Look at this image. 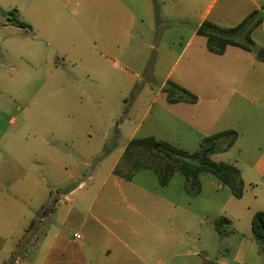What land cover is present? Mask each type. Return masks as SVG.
I'll return each mask as SVG.
<instances>
[{
    "label": "rangeland",
    "instance_id": "1",
    "mask_svg": "<svg viewBox=\"0 0 264 264\" xmlns=\"http://www.w3.org/2000/svg\"><path fill=\"white\" fill-rule=\"evenodd\" d=\"M47 1L0 0V231L18 234L34 212L13 260L32 256L52 225L68 239L75 232L85 239L92 223L87 210L95 202L93 214L131 248L154 251L160 264H264V244L251 226L255 212L264 211V174L254 168L264 149V110L255 108L248 83H226L245 93L246 111L225 113L215 128L234 127L241 136L228 151L210 155L242 168V197L209 172L200 173L198 194L187 192L179 171L167 185L147 168L128 178L131 162L124 154L120 171L113 172L137 125V137L153 134L191 152L200 148L202 140L190 128V119H201L200 104L168 102L173 84L201 95L200 68L194 64L186 75L191 51L183 50L184 42L174 45L169 34L161 42L170 24L160 16L161 0H127L137 19L122 54L107 53L113 62L92 44L75 49L43 43L38 34L48 18L38 6ZM182 93L175 88L172 95ZM135 156L150 159L151 153L137 150ZM35 186L52 190L48 203L36 210L38 196L29 205L15 200V192ZM58 204L63 210H55ZM221 217L230 222L219 232Z\"/></svg>",
    "mask_w": 264,
    "mask_h": 264
},
{
    "label": "crops",
    "instance_id": "2",
    "mask_svg": "<svg viewBox=\"0 0 264 264\" xmlns=\"http://www.w3.org/2000/svg\"><path fill=\"white\" fill-rule=\"evenodd\" d=\"M161 1L160 16L165 21H170L169 27L160 37L161 42L165 40L166 34L174 36V45L184 42L183 50L191 51L186 64V75L193 72L191 66L198 65L202 82L201 95L194 93L198 97L196 102L186 100L168 102L170 104L181 102L191 105L200 104L198 108L201 119H190L192 123L190 128L197 130L201 140L226 129H235L238 137L233 146L236 145L241 136L237 128H215V126L225 113L238 114L246 111L247 96L239 90V86H228L226 84L228 81L248 83L250 94L254 97L255 108L264 110V58L259 56V52H262L264 57V0ZM38 7L48 18L47 26L41 28L38 34L43 43L49 47L69 46L75 49H82L92 44L96 47L95 49L101 48L104 51L101 52V56L110 62L113 61L108 58L107 53L122 54L129 44L137 19L136 13L130 9L127 0H48L40 3ZM256 10L262 13V21L251 33L254 44L249 49L228 44L222 53H217L208 48V37L198 32L206 21L223 28L236 26ZM113 23H115L114 26ZM240 41L244 42L243 39ZM138 127L139 125L133 129L129 141L137 137ZM150 136L156 140H165L156 138L153 134L143 137ZM165 141L170 142V140ZM127 144L118 155L113 172ZM233 164L236 165V163ZM254 168L264 174V149L257 158ZM239 169L243 177L244 172L242 168ZM33 174L31 173L32 176ZM40 179V184H44V177L40 176ZM243 180L245 183L244 177ZM42 187L35 186L32 191L15 192V200L20 198L25 205H29L33 197L38 196L35 206L38 210L39 207L48 203L52 191L45 186V188ZM1 199L2 196L0 201ZM69 200H72V197H69ZM11 204H15L14 200ZM94 204L95 202H91L87 210L92 214V223L89 225V236L85 239L81 234L80 237H76L77 232L74 233L73 239H68L61 229L52 225L38 242L32 254L33 258L17 256L12 264H153L155 256L157 264L162 262L160 256L155 255L154 251L142 252L131 248L126 238L107 226L99 216L93 214ZM59 208L63 210L59 204L55 205V210L58 211ZM73 208L84 216L80 208ZM33 216L34 212L29 216V222L22 223L19 233L14 236L5 237L0 231V264L13 259L14 250ZM47 220L48 217L46 223ZM82 223L85 224V217ZM99 231L101 238L95 240V235H98Z\"/></svg>",
    "mask_w": 264,
    "mask_h": 264
},
{
    "label": "trees",
    "instance_id": "3",
    "mask_svg": "<svg viewBox=\"0 0 264 264\" xmlns=\"http://www.w3.org/2000/svg\"><path fill=\"white\" fill-rule=\"evenodd\" d=\"M262 21V13L256 10L248 15L241 23L236 26L223 28L209 21L199 28L198 32L208 37V48L217 53H222L228 44H234L246 49L251 48L254 41L251 37L253 29ZM22 27L28 26L25 22L18 20ZM244 40L241 42L240 40ZM259 56L264 58L262 52ZM173 90L169 93L168 101L177 102L186 100L196 102L197 95L186 88L172 85ZM182 90V95L174 97V89ZM167 87H164L166 90ZM238 137L235 129H226L215 134L206 136L202 139L198 150L188 151L165 140H156L154 137H135L132 138L124 151V157L131 162L129 173L131 178L133 174L143 168L151 169L157 173L161 185H167L175 171L181 172L185 176L186 190L190 194L201 192L200 173L209 172L219 178L223 183L231 188L232 194L236 197L243 196L244 180L240 169L233 163L225 161H215L210 155L216 152H224L230 149ZM158 146V148H156ZM137 150L148 151L151 153L150 159L135 158ZM119 164L114 171H120ZM224 222H230L226 217H221L216 222V227L221 232ZM252 233L254 238L264 244V211L255 212L252 219ZM13 260V259H12ZM14 261V260H13Z\"/></svg>",
    "mask_w": 264,
    "mask_h": 264
},
{
    "label": "built area",
    "instance_id": "4",
    "mask_svg": "<svg viewBox=\"0 0 264 264\" xmlns=\"http://www.w3.org/2000/svg\"><path fill=\"white\" fill-rule=\"evenodd\" d=\"M75 236H76V237H80V234H79V233H76Z\"/></svg>",
    "mask_w": 264,
    "mask_h": 264
}]
</instances>
